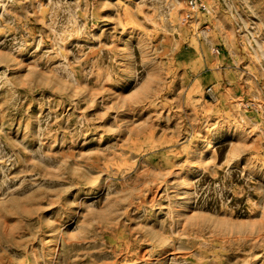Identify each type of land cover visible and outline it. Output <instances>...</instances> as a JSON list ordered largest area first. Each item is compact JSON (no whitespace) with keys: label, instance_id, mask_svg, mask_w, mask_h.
I'll return each instance as SVG.
<instances>
[{"label":"rangeland","instance_id":"374dc122","mask_svg":"<svg viewBox=\"0 0 264 264\" xmlns=\"http://www.w3.org/2000/svg\"><path fill=\"white\" fill-rule=\"evenodd\" d=\"M202 1L0 0V264H264V0Z\"/></svg>","mask_w":264,"mask_h":264},{"label":"built area","instance_id":"2783aa9c","mask_svg":"<svg viewBox=\"0 0 264 264\" xmlns=\"http://www.w3.org/2000/svg\"><path fill=\"white\" fill-rule=\"evenodd\" d=\"M186 3V6L188 10L190 11L189 13L185 14L181 19L182 22L185 24L192 19V13L194 12H201V13H206L207 12V6L202 0H184ZM218 53V50L216 51ZM211 87L207 88L208 92H211Z\"/></svg>","mask_w":264,"mask_h":264},{"label":"bare ground","instance_id":"6f19581e","mask_svg":"<svg viewBox=\"0 0 264 264\" xmlns=\"http://www.w3.org/2000/svg\"><path fill=\"white\" fill-rule=\"evenodd\" d=\"M144 256V255H143Z\"/></svg>","mask_w":264,"mask_h":264}]
</instances>
